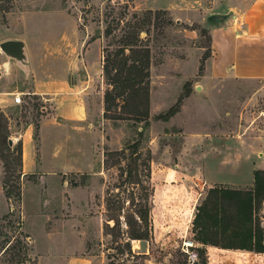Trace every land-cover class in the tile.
<instances>
[{"label":"rangeland","instance_id":"rangeland-1","mask_svg":"<svg viewBox=\"0 0 264 264\" xmlns=\"http://www.w3.org/2000/svg\"><path fill=\"white\" fill-rule=\"evenodd\" d=\"M182 2L0 0V43L9 37L24 38L30 67L28 71L21 69L0 48V115L4 125L0 133V217L11 210L16 219L14 226L1 222L0 231L13 233L20 220L24 222V232L38 234L39 222L32 206L39 193L42 210L53 209L45 218L49 217L50 223L74 221L85 239L83 253L92 256L96 264H193L188 250L198 253L201 264H209L208 250L195 240L194 219L211 188L253 189L255 171L264 170V80H207L205 65L211 56L209 19L200 22L193 9L194 19L186 23L182 20ZM106 29L111 31L109 36ZM130 32L151 51L148 124L104 117L108 85L102 70L103 48L116 49ZM216 56L215 73L224 72L223 66L218 67L222 55ZM76 62L82 64L77 74L89 81L85 94L94 108L92 122L103 137L94 154L93 171L72 173L56 167L50 172L40 166L36 172L26 174L21 165L20 142L31 128L32 143L38 148L36 125L51 111V102L33 94L32 68L36 67L43 76L51 65L57 75L67 67H76ZM192 93L202 105L194 116L181 112L185 98ZM18 95L21 103L15 102ZM179 100L180 110L175 115L168 120L158 118ZM214 108L218 115L211 119ZM100 110L103 112L99 118L96 113ZM137 141L142 154L139 174L146 193L140 185L125 180L127 166L137 155H131L127 147ZM109 152L123 153L106 156ZM106 159L107 165L103 166ZM59 164L74 166L68 161L52 163ZM4 180L10 197L3 188ZM19 187L21 198L17 194ZM69 193H80L81 208L67 206L73 201ZM132 193L137 203L143 200L140 195L152 193L153 226L149 239L142 242L127 236L126 216L139 207L130 204ZM48 199L52 200L51 206L46 204ZM108 201L113 203L110 210ZM226 206L231 215L232 203L226 201ZM254 213L264 234V201ZM111 217L119 223L115 225ZM2 239L4 235H0V242ZM216 239L225 242L219 236ZM189 241L192 245L187 244ZM221 248L211 250L213 264H235V258L244 257L240 253L245 249ZM4 261L5 256L0 264H8ZM32 262L33 257L28 264ZM253 264L262 261L256 257Z\"/></svg>","mask_w":264,"mask_h":264},{"label":"crops","instance_id":"crops-1","mask_svg":"<svg viewBox=\"0 0 264 264\" xmlns=\"http://www.w3.org/2000/svg\"><path fill=\"white\" fill-rule=\"evenodd\" d=\"M182 1L181 5L184 8L182 20L186 23L193 21L194 11L198 14L200 22L214 14L226 16L223 21L209 20L207 25L211 39V56L205 65L207 80L211 83L229 78L248 81L264 80V0ZM10 38L24 40L17 36ZM216 54L222 55L221 60L218 61V67L223 66L224 72L215 73ZM207 64H210V69L207 68ZM74 66L76 67H67L63 74L56 75L50 65L45 69L43 76L39 74L36 67H31L33 94L42 96L46 102H51V111L48 110L40 121L37 131L40 137L38 148L32 143L31 128H28L23 135V166L26 174L36 172L40 166L43 167L42 170L48 169L50 172L56 167H64L65 171L72 173L93 171L94 154L103 137L92 122L94 108L85 94L86 82L89 81L77 74L82 64L76 62ZM84 68L86 69V66ZM72 75L76 77L73 79ZM194 101H196L195 104H193ZM201 108L200 98L192 93L185 98L181 112L194 116V112L200 111ZM153 110L152 103V113ZM102 112L103 110H100V113L96 115L100 118ZM216 114L218 115V109L214 108L211 119H214ZM57 161L72 162L74 166L60 164V166H53L52 163L56 164ZM79 194L69 193L73 201L71 206L69 204L67 206L73 210L82 206L83 199ZM39 195L38 193V201L32 206V213L39 222L40 232L34 234L25 231L30 235L33 257L31 264H96L92 256L83 253L85 239L79 235L74 221L50 223V218L45 216L49 215V211L52 212L53 209L47 208L43 211ZM155 196L154 193V203ZM51 203V199L46 201L49 206ZM134 241L142 242V239ZM187 244L192 243L189 241ZM201 245L208 250L209 264H213L211 250L218 249V246ZM231 250L240 251L239 249ZM241 251L243 252L240 254H244V257L235 258V264H253L256 257L264 264V252Z\"/></svg>","mask_w":264,"mask_h":264},{"label":"trees","instance_id":"trees-1","mask_svg":"<svg viewBox=\"0 0 264 264\" xmlns=\"http://www.w3.org/2000/svg\"><path fill=\"white\" fill-rule=\"evenodd\" d=\"M110 34V29H106V35ZM120 42L121 45L116 49L103 48L102 70L108 85L104 93V117L114 121L131 119L136 122L144 121L145 124H148L150 118L151 51L149 47L139 44V40L133 32L124 35ZM179 104H181V100L167 112L158 115V118L168 120L180 110ZM3 128L0 115V133ZM38 129L39 125H36L35 135H37ZM139 135L142 136L141 133ZM20 144L23 145L22 141ZM140 144V141H137L127 147L130 149L131 155L135 153L137 155L127 166L125 180L140 185L143 193H146L147 187L142 183L139 174L141 165L139 161L142 157L138 150ZM10 147L12 146L10 145ZM122 153L109 152L106 153V156L109 154L121 155ZM1 156L4 159L3 153ZM21 161L22 165L23 150ZM104 165H107V159ZM143 165L148 166V163L144 162ZM134 170L137 171L136 174H133ZM146 175L150 176V172ZM254 179V188L247 191L222 187L210 189L207 198L198 207L194 219L197 242L222 248L264 252L263 230L255 219L254 213L257 206H260L264 201V170H256ZM3 188L6 196L10 197L11 193L6 187L5 180ZM17 194L21 198L20 187ZM151 195L152 193L140 195L143 200L138 203L134 199V193L130 196L132 199L129 200L130 204L139 206L132 214L126 216L127 236L130 240L149 239L150 237ZM226 201H230L233 205L231 215ZM112 204L108 201V210ZM110 220H114L115 225L119 223L114 217H111ZM1 222H7L14 226L16 222L14 213L10 210L6 215L0 217ZM107 224L110 225V223ZM17 228L13 233L0 231V235H4V239L0 242V259L5 256L6 261L4 262L8 264H28L32 261L30 235L24 232L23 221H18ZM218 236L225 242L216 239Z\"/></svg>","mask_w":264,"mask_h":264},{"label":"water","instance_id":"water-1","mask_svg":"<svg viewBox=\"0 0 264 264\" xmlns=\"http://www.w3.org/2000/svg\"><path fill=\"white\" fill-rule=\"evenodd\" d=\"M226 18L225 15L214 14L209 17L211 21H223ZM1 50L5 53V55L14 59L16 63L20 66L21 69L28 71L30 70L28 61V52L26 43L22 39H6L0 43ZM10 145L13 144V140L10 139Z\"/></svg>","mask_w":264,"mask_h":264},{"label":"built area","instance_id":"built-area-1","mask_svg":"<svg viewBox=\"0 0 264 264\" xmlns=\"http://www.w3.org/2000/svg\"><path fill=\"white\" fill-rule=\"evenodd\" d=\"M15 102L16 103H21L22 102V97L21 95H18L15 97ZM188 253L189 256V260L193 263V264H201L200 263V259H199V255L197 252H190L189 250L186 251Z\"/></svg>","mask_w":264,"mask_h":264},{"label":"bare ground","instance_id":"bare-ground-1","mask_svg":"<svg viewBox=\"0 0 264 264\" xmlns=\"http://www.w3.org/2000/svg\"><path fill=\"white\" fill-rule=\"evenodd\" d=\"M192 245V244H191Z\"/></svg>","mask_w":264,"mask_h":264}]
</instances>
